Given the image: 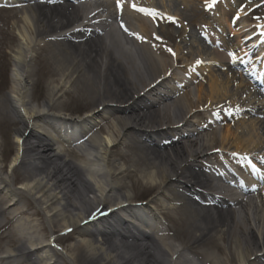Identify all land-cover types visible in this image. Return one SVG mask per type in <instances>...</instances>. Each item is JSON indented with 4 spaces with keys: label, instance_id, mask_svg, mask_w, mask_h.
Listing matches in <instances>:
<instances>
[{
    "label": "bare ground",
    "instance_id": "obj_1",
    "mask_svg": "<svg viewBox=\"0 0 264 264\" xmlns=\"http://www.w3.org/2000/svg\"><path fill=\"white\" fill-rule=\"evenodd\" d=\"M24 1L12 10V17L25 26L12 58L8 105L20 127L15 130L16 151L8 178L0 167V218L6 221L4 226L0 223V264H264V181L255 168L258 155L264 157V115L257 112L262 115L253 121L258 123L249 124L222 115L219 127L204 117L211 106L229 99L233 83L241 92L250 88L242 75L227 69L229 57L199 43L191 31L193 22L180 38L168 30L173 23L165 18L159 22L164 29L153 31L146 15L129 9L127 0H121L122 7L117 0ZM258 1L247 0L233 12L232 18L241 25L232 33L237 44L240 37L253 41L251 47L264 44V22L247 23L248 9ZM234 4L235 0H209L215 22H207L202 32H214L226 44L222 31L218 34L214 28L222 30L219 8L230 26L225 14ZM174 15L176 22H183ZM76 18L80 29H67ZM210 32L207 37L213 35ZM177 38L189 49L197 42L198 54L210 53L211 63L223 73L217 75L200 62L188 79L201 78L194 89L179 81L178 89L149 104L146 95L160 96L157 88L191 54L177 47ZM43 53L53 64L49 69L53 75L48 100L35 106L29 93L36 84L34 62ZM259 65L253 60L250 68L264 82V65ZM79 86L85 87L86 103L98 102L94 108L87 103L83 119L52 111L62 88ZM251 98L264 102L256 92ZM203 106L209 109L207 114ZM98 116L103 117V126L84 144L67 141L59 130L37 131L43 119L82 126ZM192 116L198 117L193 124ZM44 125L55 128L49 122ZM188 126L189 135L183 133ZM105 128L109 131L99 139V130ZM64 129L75 133L71 125ZM57 141L64 146L55 149ZM202 161H211L212 167L196 165ZM257 169L264 175V169ZM138 190L156 194L139 199ZM138 204L153 207L133 208ZM124 216L136 220L134 225L142 232L123 222ZM115 226L121 229L114 230ZM56 231L61 235L55 236ZM74 231L76 239L69 237Z\"/></svg>",
    "mask_w": 264,
    "mask_h": 264
},
{
    "label": "rangeland",
    "instance_id": "obj_2",
    "mask_svg": "<svg viewBox=\"0 0 264 264\" xmlns=\"http://www.w3.org/2000/svg\"><path fill=\"white\" fill-rule=\"evenodd\" d=\"M133 1H136V0H133ZM168 1L169 3L167 2V0L165 1L164 0H149L150 5H145L146 4L145 1L143 2L141 0V2L145 4L142 3L139 6L136 5L137 8L143 9V11L148 10L154 13H158V15L153 14L149 18H146L149 21L150 25L152 26V30L155 32H159V30L164 29V26L162 25L164 23H161V24L159 23L161 22L162 19L165 18L166 20H169L166 18L168 16L175 18L174 12L181 16V18L183 19V22L173 23L171 20H169L173 23V25L170 26L168 30L173 35H178L179 33V38L181 37L180 35L184 32V30L188 29L189 23L193 22V23H196L197 26H199L198 24L205 23L210 20L209 11L207 10L208 9L207 2L209 0H184L185 3H182L181 0H168ZM258 2H262V0ZM133 3L135 4V2ZM162 6H165L166 11H164ZM10 7L11 6L0 8V167L2 168L1 175L4 176L5 178H8V173H7L8 167L16 151L15 130L20 127V125L17 122H15L16 120H14L12 114L10 113L9 105H8V102L12 103L10 99L11 97L9 96L10 95L9 93L11 92L10 85L12 81L11 79V73H12V67H13L12 58H13V55H14V52L17 46L20 43V39H19V33L21 32L20 30L24 28L25 26L23 21H21L20 18L12 17V10L14 9H11ZM203 10L208 11V14H206V18L204 20L202 19L204 16L202 12ZM211 13H214V12L211 11ZM158 18H161L160 21H158ZM211 18L214 19V17H211ZM114 19L115 17L113 18V20ZM218 20L221 21V25L223 26V29L225 30V32H227L226 36L229 37L230 45L233 48L232 54L231 55L229 54V59L230 58L232 59L234 57V59H232L233 63H231L230 65H227V69L229 71L236 73V75L237 73L246 74L245 72L246 66L243 65L242 60L246 61L248 60L250 55H254V53H252L249 48L248 41L246 42L244 41L242 37H240L238 41L241 40V43L237 44L235 42V39L238 37H234V36L232 37L233 30L231 29H235L237 26L230 25V28H229L226 22L223 20V12H221L220 10H219ZM263 22H264V2L260 4L259 6H257L254 10L251 9L249 13V20L247 23H254V24L259 23L260 24ZM131 23L137 24V21L132 20ZM76 24H78L77 18L72 20V23L70 24V26L68 25L67 27L70 28ZM26 31L27 33L31 34L29 30H26ZM116 34L121 37V33L119 31H116ZM262 37L263 35L260 38ZM179 38H177V41ZM177 43H178L177 47L183 53H191L189 58L183 59L181 64L173 67V71H174L173 76L178 78V80L179 79L182 81L185 80L183 76H185V74L188 72L189 70L188 67L195 66L196 68V66L200 62L203 64V66L211 67L212 69H214V71H217L216 72L217 75L220 73H223L222 68L220 69V67L218 66H213L214 63L213 64L211 63V60H210L211 56L208 55L210 53L202 52L198 54V51L196 50L197 44H191V47L189 49L185 47V44L180 43L179 41ZM240 44H243V48H245V50L248 49L249 52H251L250 55L242 59H239L238 57H240L242 55L241 53L245 51H242L243 48H241L242 46H240ZM44 56H45V53L41 54V57L37 58L38 64L37 62H34L36 66L38 67L36 77H34L36 84L32 85V88L29 93V99H30L31 104L35 106L37 105L39 106L42 102H45L46 100H48V95H49L48 93H49V88H50L48 84V80L53 75V73L49 71V69L51 70V68L53 67V64L51 61L49 62L48 60H46ZM243 66L245 67V69H242ZM55 78L57 79V77ZM243 79H246V78L243 76ZM200 80H201L200 77H195V82H188V88L194 89L196 83L200 82ZM248 86L250 87V85ZM103 88H105V86ZM236 88L237 86L235 85V83H233V86L230 88L229 99H225L226 101H223L220 104H217L215 106H211L210 108L214 109L213 112H215L216 114L222 109H226L227 112L234 114V116L237 115V117H240L242 120H244L246 124L255 122L253 120L258 121L257 117L251 116L250 112H246V110L259 108L261 112V108H264V104H263L264 102L263 101L255 102V100L251 98V94L249 93L252 91L251 88H249V90L246 89V91H243V92L239 91V89H236ZM179 93H182V91ZM53 103L55 105H54V108H51L52 111L66 112L70 114L71 116H75V117L82 116L83 114H85V112L89 108H94L95 105L98 104V102L96 101L93 103H90L88 101L87 103H89V105L85 102V87L83 88V86H79L69 91H68V87L62 88L61 93H58V96L53 100ZM87 105L89 106V108ZM202 109L206 114L208 113L209 109H206L205 106H203ZM262 113L264 115V111H262ZM195 118L197 119V117L195 116V117H191L189 120L192 121ZM205 118H207V115H205ZM159 123L161 126L165 125L163 121ZM255 123H258V122H255ZM205 124L207 123L205 122ZM216 127H219V126L216 125ZM38 129L39 130L45 129V126L42 124V122H40L39 126H37V130ZM99 131L100 132H99L98 137L99 139H103L105 137L104 134H106V132L109 131V129L105 128ZM46 137L49 138L48 136ZM263 139H264V135H263ZM55 147L56 146H54V148ZM227 151L229 153L232 152V150H229V149H227ZM262 152H264V149L262 150ZM70 159H72V157ZM208 164H212V162L209 161ZM197 165L200 166V163H197ZM14 186L16 187V185ZM16 191L15 193H17ZM140 191L138 190L137 193H140ZM155 194L156 193L145 194L144 192H141L140 194H137V195L139 199H146V198H150L151 196ZM38 215L39 217H42V214L38 213ZM1 222L4 223L5 221H3L1 218ZM42 226H44V224H42ZM87 229L92 230L93 228H87ZM60 235L61 233L57 232L55 236L58 237ZM69 237L70 238L73 237L72 239H76L75 231L70 233ZM180 237L182 239H186L185 234L184 235L182 234V236ZM224 241L225 240H223L222 242L224 243V245H226V242ZM1 247H2V244H1ZM25 247L27 248L28 246L26 245Z\"/></svg>",
    "mask_w": 264,
    "mask_h": 264
},
{
    "label": "snow or ice",
    "instance_id": "obj_3",
    "mask_svg": "<svg viewBox=\"0 0 264 264\" xmlns=\"http://www.w3.org/2000/svg\"><path fill=\"white\" fill-rule=\"evenodd\" d=\"M117 6H118V7H122L121 0H117ZM132 7H133V8H136L137 6H136L135 4H133ZM139 10H140V11H143V9H139ZM154 14H157V15H158V13H154ZM166 18L169 19V20H171L173 23L176 22V18H174V17L168 16V17H166ZM122 26H123V25H122ZM157 39H160V37H157ZM167 51H169L173 56L175 55V53H174V51H173L172 49H167ZM69 231H70V229H69Z\"/></svg>",
    "mask_w": 264,
    "mask_h": 264
}]
</instances>
